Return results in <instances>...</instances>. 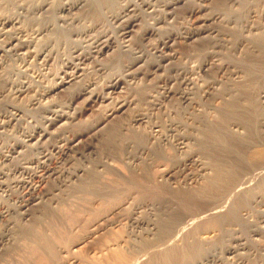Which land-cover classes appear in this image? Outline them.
<instances>
[{"label":"bare ground","instance_id":"1","mask_svg":"<svg viewBox=\"0 0 264 264\" xmlns=\"http://www.w3.org/2000/svg\"><path fill=\"white\" fill-rule=\"evenodd\" d=\"M232 1L234 2L237 0ZM1 2L3 3V1ZM9 2L12 4V7L10 5H5L6 8L7 6H9V8L11 7V10H9L12 13L0 12V138L1 141L9 140V142H12L10 144L8 142L7 147H5L6 149L0 151V220L9 216V214H14V217L17 215L21 217L25 214H31L32 211L35 212L33 208L37 207L36 205L45 202V200H53L57 202V196L54 191L59 192L65 189L69 186L71 180L79 176L81 173L82 176H87L83 175L85 174L83 172L86 171L85 166L88 165L87 162L90 163V158L93 154H96V150L91 148V146L90 148L88 147V142L86 143L87 140L85 141L86 137L92 142V138L99 136V133L105 134V136L106 134L114 136L115 132L121 133L125 130L129 131L128 127L130 125L122 123L121 121L126 114L129 105L133 102L128 99L129 97L112 99L110 95L111 93L116 92L118 88L123 87L122 83L130 84L132 79L139 78V75L146 77V75L149 74L157 75L161 72V70H170L178 74L177 76H171V73L170 75H167L165 77V82L167 83L180 78L181 84L186 87H189V85L190 87H196L195 84H200L203 79H199L200 81H197L196 83V79L194 80L192 74L197 73L196 75L198 76L207 77L209 75V69H211L214 65L211 66V61L209 62L208 60H203L197 68H188V75L184 74L183 71V75L181 76V73L177 71L187 69V64H183L184 66L182 65L183 67L181 70L179 69V66L181 67V65L178 66L175 64L177 63V61H175L177 58L176 50L173 48L175 43L177 40H182V42H184L183 44H188L189 42L193 43V40L194 42H197L198 39V42L200 43V38L202 40V37H207L209 40H211V38H213V40L216 38L215 42L217 43L213 46V49H216L217 47L219 48L220 45L223 46L220 42L222 41V37H225L226 35L224 34L221 36L217 27L211 26L213 25L212 23L216 21L215 19L222 15L227 22H230V20L234 21L227 13H223L222 15L219 14L217 18H215L214 14H207V16L204 15V17H202L203 21L201 20L202 23L199 24V27H191L189 29H186L185 27L184 30L178 29L173 35H164L160 39L159 44L148 47L145 40L152 35L159 34L160 28L164 27V25H170L177 16L176 9H179V7H181L183 3L185 4L187 0H12V2L10 0ZM203 6L206 5L204 4ZM1 8L2 7H0V9ZM202 9H205V7ZM5 11L8 10L5 9ZM95 11L96 13H99V15L97 14L98 16L101 15L104 17L102 19L107 22V28L102 27V29H98L96 28L94 20L93 22H89L87 20L89 13ZM95 22H97V20ZM139 23L142 24L143 29L142 31H139L140 33H138L139 40L137 41L139 42H135L137 44H134L133 38L134 32L136 31L134 27ZM243 24H239V31H244L246 27H248L247 29H260V33L257 36H253L251 34V37H248L247 35V38L245 35L244 38L241 37V40L243 38L242 41H245L242 42L243 46L246 42L247 44L250 43L251 47L255 48L256 51L254 52L248 45V47L244 49L245 51L243 50V56H241L240 59H237V61L239 60L237 62L239 65H233L231 63V68L228 65H219V71L221 74L223 73L226 76H224L225 81H223L222 78H217L218 80L216 78H211V82H208L212 75L208 77V80L203 77L205 78L206 83L203 81V86L201 90H199L202 92V94L200 93L202 99L206 101L219 96V98L222 97V104L217 108V110H215L216 114H214L215 116H212V118H209L207 113L203 114L202 112V119L200 118L201 126H198V128L195 125V130L198 128V132H196L198 135L193 136H196L195 139L193 138L195 141V143H193L196 147H198V151L196 149L195 151L193 148L192 150L194 151H189L190 153L188 154H186L187 152L185 151V155L176 159L177 162L175 165L164 168L162 171L160 170V178H171L177 180L180 176L184 180L183 182L180 180L182 184H184V182H192L196 178L203 179L202 183L198 185H188L187 187H183L181 190L178 188L177 190L170 191L168 187H159L158 190V188L155 187L160 194L169 191L171 198H169L170 196L168 198L173 200L172 198L174 197L175 203L178 204L176 206H180L179 210L185 209V215L182 216V214H179L181 217L178 218L176 215H168V219L163 216V214H165L163 213L158 216L156 220H150V222L148 221L149 218H146L148 221L146 222L132 216L129 218L127 217L129 222L135 224L136 226L145 225L146 227H149L153 224L160 230V232L156 231L159 233V241L151 239L153 241L150 246H148V239L146 242L147 246L152 249L158 245H161L159 248L163 245L164 249L160 251L155 248L157 252L154 250V253H151V257L149 253L150 259L148 258L147 261L144 260L145 264H206L209 256L213 254H204L200 252L201 248H199V250L195 242H182L183 244L180 245L181 247L179 249L177 246L173 247L171 245V247L169 242L180 235L181 231L193 225L194 222L201 218L208 219V217H211L214 222L218 220L217 225L222 224L221 222L219 224V221L222 220H236L238 217L235 213L236 208H238L236 205H239L242 201L245 202L244 199L248 194L253 195L251 194V191L254 193L253 188L256 187L252 185L254 183L257 184L260 179H263L264 148H262V151L259 152L257 148L254 149L252 144L258 141L256 144H260V147L264 145V121L261 123V117L255 116L254 111L250 107L242 105L240 100L242 99V94L245 93V87L248 81L254 80L255 77L260 75H264V26H260V23L250 25L249 22H245ZM134 40L136 39L134 38ZM204 41L205 40H203V42ZM240 45L242 46V44ZM211 53L213 54V52ZM121 55L127 56L125 63L120 64L121 68L117 69V74L115 73L109 75L108 79L98 88L97 81L92 75H100L105 69H107L106 67L108 66L105 62H107L108 59L104 60L107 56L108 58H110L109 56H112L110 59L113 61L109 59L112 63L114 60L117 61ZM148 56H150L149 59ZM116 61L114 63H116ZM52 62L56 63V65L58 64L59 67L57 66L58 68H52V66H50ZM117 63L111 65L115 67V65H118ZM189 67L191 66L189 65ZM195 78L197 77L195 76ZM219 80L221 86L218 88L217 85ZM168 88L163 91V93L166 94L164 97L168 96L171 98L172 96L169 95H171L174 90L171 92ZM183 92L184 93L179 94L183 104L185 103L190 105L192 102L191 106L197 104L198 107H200L202 102L205 103L201 100L202 102H199L200 104L198 101H195V104H193V101H191V98L193 99L191 91H189L190 93L185 91ZM262 93L261 98L264 99V90ZM67 95L69 96L65 99L64 97ZM22 97L28 99H26L27 102L25 105L15 103L16 100H19V98ZM76 98H82L81 105H77V103L74 105ZM207 103L211 102L207 101ZM92 105L102 107L100 116L92 120L93 122H91V124L87 127V130H85L86 132L70 136L68 134L66 135V129L72 127V125L78 121L77 119L83 115L84 111L91 108ZM205 105L203 104V107ZM138 119L139 118H135L134 121H137ZM257 126L258 128L260 127V129L256 128ZM233 127L237 129L235 130L236 132L240 129L238 132H242L243 134H234L235 132L232 131ZM262 127L263 129L261 130ZM123 128L124 131H121ZM159 128V125H155V128L152 131L154 137L156 136V141L158 143L163 142V135ZM241 129L244 132L241 131ZM116 135L117 134H115V136ZM119 137L120 136H118V138ZM113 138L117 139V141L119 140L117 137ZM122 138L120 137L121 141ZM193 139L190 140L193 141ZM188 140L189 139L186 137H178L174 147L176 146L178 149L184 148L186 142L190 143ZM111 141L112 144L113 140ZM121 141L119 140V142ZM158 143L156 144L159 145L160 143ZM193 143H191L192 146ZM113 144H117L116 140H114ZM251 147L253 150L258 151L251 152ZM146 149L148 148L146 147ZM86 150L88 152H86ZM158 151L160 153V149ZM201 153L202 155H200ZM54 158L62 161V165L64 163L66 164L71 162L73 159L76 160L79 158L82 165L80 164L76 167H65L64 165V167H62L60 165L61 163L51 165ZM202 158H207L209 162L207 159L204 161ZM173 161H175V159ZM98 164L99 167L106 166L107 160H99ZM188 165H191L192 167L190 166V168ZM90 171L87 170V172ZM93 175L91 174L92 179L94 178ZM88 176H90V174H88ZM50 178L54 179L52 182L55 181V183L51 190H47L44 188V183ZM88 178L90 179L91 177ZM134 182L136 181L134 180ZM88 184L89 183H87V185ZM131 184L134 183L131 182L130 185ZM95 185H97V183L94 184V187L95 189L97 187L98 191V186L100 185ZM106 186L110 187L111 185ZM77 187H81V185H78ZM85 187L86 184H84V189L81 192H84ZM92 187L90 188L89 184L90 192H92ZM18 188L25 189L22 195L16 193ZM87 189L88 188L86 187V193ZM105 191L108 192V190ZM110 191L111 190H109V192ZM90 192L89 194H91ZM257 192L255 190V194H257ZM110 195L112 196V194ZM111 196H106V202L107 197ZM113 196L111 198H115ZM235 196L239 199L236 200V202H234V200L233 202L230 201L232 200L231 198H235ZM162 197H160V200ZM58 198L61 199V197ZM104 198L105 197L102 196V199ZM203 198H206V200ZM198 199H203L206 202L209 201H207V199H212V203L209 201L211 204L208 206L207 203H204L205 201L202 202L201 200L200 202L207 204L206 207H208L203 208L204 205L201 203L202 205H198L201 206L202 210H198L197 206H195L198 211H194L195 208L193 204L197 203L194 201H197ZM120 200L118 203L114 201L113 203H116L114 205L111 204L112 201L109 200L111 202L108 204H111L112 206L107 205L110 207H107L108 210L105 206L106 211L104 212L103 209L99 212L103 213L94 218L92 224L90 223L91 231L88 235L94 236L95 234H99L100 232L107 230L116 222L119 223L117 220L118 215L122 209L125 208L124 204H127L125 199L122 201ZM53 201L52 203H55ZM162 201L164 200L162 199L160 201L161 204H163ZM166 201L168 200H166L165 197V202ZM248 201L246 202L248 203ZM6 202L7 204L10 202V205H7ZM229 202H232L231 206ZM227 204L230 206L229 209L227 208L228 213L227 211L223 213L222 209ZM164 205L165 203L163 206ZM165 206L163 208H165ZM190 207L191 209L194 208V212L191 211L193 213L190 212L186 214V208L189 210ZM178 213L180 212L178 211ZM167 214L168 213H166V215ZM162 216L165 219L161 218ZM24 228L26 227L24 226ZM35 229L36 228L33 224L26 228V235H33L31 237H35L36 239L34 243L36 246L34 245V250L31 249L30 252L33 251L32 253H35L34 251H37L38 254L35 253L36 256L39 255L41 258L50 257V255H53L55 251L51 246L53 241L50 242L51 239L49 240L46 235L43 234L44 232L42 233V231L39 232V230L36 231ZM162 229H164V232H162ZM9 232L10 229L0 231V243L8 237ZM146 233H149V235L153 234L151 231ZM190 233H192V231H190ZM186 234H189V232ZM22 236H24V234ZM187 236L189 237V235ZM32 239L34 242V238ZM84 239L77 242L75 245L73 244V248L80 246L81 243H84ZM239 240L240 239L235 240L233 246L228 247L226 252L234 254L238 249H244V245H242ZM183 241L185 240L183 239ZM166 244L167 247L165 248ZM108 245H110V243ZM111 245L110 247L108 246L109 248L107 247L108 249L106 250H110ZM142 246L140 247L139 245L138 247L142 248ZM145 246L146 244H144V247ZM102 248H104V246ZM139 248L137 250H139ZM146 248H142V252H137V250L134 249L137 254L139 252L141 253L138 255L135 254L136 256L131 258L133 259L132 261L130 259L129 264L137 263V261L143 257L146 252H148L149 248ZM120 251L121 250L117 252ZM116 255H118V253ZM40 257H37L38 260ZM73 258L74 257L72 256L67 258V260H64V263L75 261ZM120 259L122 260L124 257Z\"/></svg>","mask_w":264,"mask_h":264},{"label":"rangeland","instance_id":"2","mask_svg":"<svg viewBox=\"0 0 264 264\" xmlns=\"http://www.w3.org/2000/svg\"><path fill=\"white\" fill-rule=\"evenodd\" d=\"M1 1H3V3ZM1 1H0L1 2L0 7H2L1 8L2 11L0 9V12L12 13L10 11L12 7L11 6L12 4L9 2L10 0H8V2L7 0H1ZM5 4L10 5L11 7L9 8V6H7L6 8ZM201 4L203 5L205 4L206 6H203ZM202 6L205 7V9H202L203 8ZM3 7L8 11H5ZM176 12H177V16L176 18H174L173 22H171L170 25H164V27L160 28L159 34L152 35L146 39L147 41L145 40L146 44H148V47L159 44L160 39L164 35L166 34L173 35L174 32H176L178 29L184 30L185 27L186 29H189L191 27L193 28L199 27V24H201L203 21L202 17H204V15L207 16V14L208 15L214 14L215 18H217L219 14L222 15L223 13L225 14L227 13L231 16V19L234 20V21L230 20V22H227L225 18H223L224 16L222 15L218 17L217 19H215L216 21L212 23L213 25L211 26L217 27V30L221 34V36H223L224 34L226 35L225 37L224 36L222 37V41L220 40L221 42L219 41L221 44H223V46L220 45L219 48L218 47L216 48L217 50L213 49L214 48L213 46L216 45L217 43L215 42L216 38H214V40L213 38L209 40L207 39V37H202V40L200 38L201 44L198 42L199 39L197 41L198 43L194 42L193 40L194 44L192 42H189L188 44L186 43L183 44L184 42H182V40H177V42L175 43L173 47L175 48L176 54H177L176 56L177 58L175 60L177 61V63L175 64H177L178 66L181 65V67L179 66V69L181 70V68L184 66L183 64L185 65L187 64L186 65L187 69H182L181 70L182 72L179 70L177 71L181 73V76L183 75V71H184V74L188 75L189 74L188 68H193V67L197 68V66L201 64L203 60H208L209 62L211 61V66L212 65L214 66H212V68L210 66L211 69H209L210 71H209V75L207 74L208 75L207 77L203 76L206 78V80H208L209 79L208 77L212 75L208 82H211L210 81L211 78L213 79L222 78V80L225 81V78H224L225 75L223 73L221 74V72L219 71V67L222 65L223 66L228 65L231 68V63L233 65L235 64L237 65L238 64L237 62L239 61V60L237 61V59H240V57L243 56L242 54L243 50L246 49L248 45L249 47H251V44L250 43L247 44V42L244 43V46H243L242 42H245V41H242L244 38V35L245 37L246 35L248 37H251L252 35L257 36L260 33V29L258 30L257 29H247L248 27H246L244 31L240 30L241 31L240 32L239 27H238L239 24L249 22L250 25L254 23L256 24L260 23L259 24L260 26L261 25L264 26V0H237L234 2L232 0H189V1L187 0V2L185 4L183 3V5L179 7V9L178 8L176 9ZM97 14L99 15V13L98 12L96 13V11L89 13L90 17L88 16L87 20L89 22L91 21L93 22L94 20V23H96V28L98 29H102V27L107 28L108 27L107 22H105L104 19H102L104 17L101 15L98 16ZM96 20L97 22H95ZM139 24L134 27L136 29V31L134 32V38L136 40H134L133 38L134 44H137L135 42H139L137 41L139 40L138 33H140L139 31H142L143 29L142 24L141 25ZM241 37H243L242 40H241ZM203 40L205 41L203 42ZM240 44H242V46ZM252 49L254 52L256 51L255 48H252ZM210 51L213 52V54ZM214 51H216L217 53ZM109 57L112 58V56H109ZM110 58H108L107 56L104 59V60L108 59L107 62L109 63L105 62V64H107L108 67H106L107 69H105L104 72H102L103 74L101 73L100 75L99 74L92 75L94 79H96L97 81L98 88L102 86L104 81L108 79L109 75L115 74V73L117 74L118 72L117 69L121 68L120 64L125 63L127 56L121 55L117 61L114 60V62L115 61L116 63L118 62L117 63L118 65H115V67L111 64H116V63L114 62L111 63V61H109ZM149 58L150 56H148V59ZM189 65L191 67H189ZM50 66H52V68L59 67V65L58 64L56 65V63L54 62H52ZM109 66L111 70L109 69ZM116 66L117 67L119 66V67L117 68ZM167 71L161 70V72L157 74L158 76L156 74H153V75L149 74V75H146V77L139 75L140 77L135 78L136 80L132 79L130 84L122 83L123 87L118 88L116 92L110 94L112 99H117L119 97H126V98L129 97L128 99H130L133 102L132 104L129 105L126 111V114L124 115L121 121L122 123L130 125L128 127L129 131H126V130L124 131V128H123V130L121 129V131H124V132H121V133L115 132V134L117 135L119 134L118 136H120L121 138L123 137L122 141L120 137L118 138L117 135L116 136L115 134L114 136L112 135L115 138L117 137L122 143L119 142V140L117 141V139H114L111 136V134L110 135L106 134L105 136V134L99 133L100 134L99 136L92 138V142L87 137L85 138V141L87 140L86 143L88 142L87 143L88 147L90 148L91 146V148H94V150H96V154H93L94 156L92 155V157L90 158L91 161L89 160L90 163L87 162L88 165L86 164L87 166H85L86 171L83 172L85 173L83 175H87V176L84 177L82 176V173H81L79 174V176L73 178L72 179L73 181L71 180L72 184L70 183L69 186H67L65 189L59 192L54 191L55 195L57 196V200H56L57 202L53 200H45V202H42L43 204L41 203V204L36 205L37 207L33 208L35 212L32 211L31 214H25L21 217L18 215L14 217L15 216L14 214H9V216L2 218L0 220V231L5 230V229L6 230L10 229L8 237L5 238L0 243V264H96V262L97 264H107L108 262H109L108 264H127V263L129 264V261L131 258L141 253L142 248L144 249L147 247L146 249L149 248L150 250L148 249V252H146V254L143 257H141L137 261V263H134V264H145L144 260L147 261L148 258L150 259L152 255L151 253L154 250L157 249L161 251L164 249L163 245L160 248L159 246L161 245H158L157 246L158 248L155 246L156 249L154 247L153 249L148 247L150 246V244H152L151 242L153 240L159 241L158 239L159 233L157 232L158 231L160 232V230L158 229L156 225L152 224L149 227H146L145 225L136 226L135 224H132L131 222H129L128 218L132 216V217H135L136 219L138 218V219H141L142 221L150 222V220L151 221H153L154 219L156 220V218H158V216L162 215L163 213H165L163 214V216H165L166 218L169 217L168 215L170 216L176 215L177 218L181 217L179 214H182V216L185 215L184 214L185 209L183 210L180 209L182 210L180 211L179 210L180 206H176L178 204L175 203V198L173 197L172 198L173 200L169 199L171 198V195H169L170 194L169 191H167L168 193L167 192L161 193L162 194L161 195L160 192H158L156 188H158L159 190V187H168L170 191L177 190L178 188L179 190H181L183 189V187H187L188 185H192V184L198 185L203 182V179L196 178L192 182H187V183L184 182V184H182L184 180L180 176L177 179L179 181H177L171 178H160L159 174L164 168L175 165L177 162L176 159L185 155L186 152H187L186 154H188L191 151H194L195 149L198 151V147H196L194 144L195 143L194 139L196 138V136L195 137L193 136L198 135V133L196 132H198L197 130L199 128L198 126H201V122H200V120L202 119L201 115L207 113V116L209 115L208 117L212 118V116H215L214 114H216L215 110H217V108L222 104V101H221L222 97L219 98V96L213 97L206 101L202 99L201 97L202 92L199 90H201L203 86L202 82L205 81L204 83H206L205 78H203L202 76L196 75L197 73L192 74L194 77V80L196 79V83L197 81H200L202 79L203 80L200 84L198 83L195 84L196 87L191 86L192 87L191 88L189 85L190 87L189 88L181 84L180 78L179 79L177 78L172 82H168V83L165 82V77L167 75H170V73L172 74L171 76H174V75L177 76L178 74L170 70L168 71L169 73L168 74ZM195 76L197 78H195ZM219 83H220V80L217 85L218 88L221 86V83L220 84ZM125 84H128V85H125ZM217 86H216V89H217ZM166 88H168L171 92L174 90L171 93V95H169V96H172L171 98L168 96L164 97L166 94L163 93V91ZM245 88L246 90H245V93L242 94L243 96H242V99L240 100V103L246 107L247 106L250 107L254 111L255 116L261 117L260 119L262 123L264 121V99L261 98V95L263 94L262 91L264 90V75H260L258 77H255L254 80L248 81ZM183 91L188 92V93H190L189 91H191V96H193V99H194L193 100L191 98V101H193V104H195V101L196 102L198 101V103L204 101L206 105L205 103L202 102L201 106L203 107V104L205 105L202 108L201 106L198 107L197 104L191 106L192 102L190 105H187L185 103L183 104L179 96V94L184 93ZM69 95H67L64 98L67 99ZM26 99L27 98L25 97L19 98V100H16L15 103L19 105H25L28 100ZM207 101L211 103H207ZM76 103L77 105H81L82 98H76V100L74 101V105ZM210 104H211V107H210ZM89 109L84 111L83 115L79 119H77L78 121L74 125H72V127H70L69 129H66V132H65L66 135L68 134L70 136V135H76L79 133L86 132L85 130H87V127L89 126V124L93 122L92 120L99 117L100 113L102 112V107L97 106V105H92L91 108ZM134 117L139 118L140 121L139 119L137 121H134L135 119ZM262 117H263V120H262ZM198 120L200 123L198 122ZM155 125L160 126L159 129L161 130L160 132L163 135V139H162L163 142H159L160 144L156 141V136L154 137V134L152 132L153 129L155 128ZM195 125L196 127H198L196 128V130L194 128ZM256 128H258V126ZM258 129H260V127ZM262 129L263 127L261 128V130ZM235 130L237 129L233 127L232 131H234L235 133L232 132L231 130L230 131L234 134L240 133L238 132L240 131V129L237 132ZM241 131L243 130L241 129ZM240 134H243V133L241 132ZM178 137H182V138L186 137L189 139L188 141H190V143L186 142V145L184 146V148L178 149L176 148V146L174 147V145H176L175 142H177L176 140ZM190 139H193V141ZM111 140H113V143H114V140H116L117 144L112 143L113 144L112 145ZM0 141H1V138H0ZM5 141L6 140H2L0 142V147H1L0 151H3L6 149L5 147H7L8 145L7 143L9 142V140L6 142ZM132 141L134 144L132 143ZM11 142L12 141H10L9 144ZM156 143H158L159 145H157ZM191 143H193V146ZM256 143L252 144L254 149L257 148L259 152L262 151L261 149L264 148L263 147L264 145L260 147L261 145L256 144ZM145 145L148 149H146ZM156 146L157 147L159 146L158 148L160 149V153L158 151L159 149ZM142 148L143 149L145 148V149L143 150ZM192 148L194 150H192ZM250 150L251 152L256 151V150H253L252 147ZM86 152L88 151L86 150ZM200 155H202V153ZM104 159L107 160V165L99 167L98 166L99 160H104ZM174 159L175 161H173ZM206 159H203V160L205 161ZM80 161L81 160L79 158L76 160L73 159L71 162L66 163V164L64 163L63 165L65 167L67 166L76 167L80 164L82 165ZM207 161L209 162L208 159ZM54 164H60L62 167H64L62 165V161H59V159H56V158L52 160L51 165H54ZM188 166L190 167L191 165H188ZM87 170L89 171L91 170L90 171L91 173L87 172ZM88 174H90V176H88ZM91 174L92 175L94 174L93 175L94 182H93ZM88 177H91V178L89 179ZM128 179L130 181L132 180L131 182L134 184L130 185L131 182ZM263 179H264V176H263ZM53 180L54 179L50 178L47 182H45L44 188L47 190H51V188L53 187L55 183V181L52 182ZM134 180L136 182H134ZM260 180L258 181L257 184L254 183L252 185L256 187V188H253L254 193L253 191H251L252 192L251 194L253 195L248 194L247 197H245L246 200L243 198L245 202L242 201L241 202L242 204L239 203V205H236L238 206L235 212L236 215L238 216L236 220L228 219V221L224 220L225 222L222 220V221H219V224L220 222L222 224L217 225L218 223L217 219H216L217 221L215 220L216 222H214L213 218L211 217H208V219L201 218L202 220L201 219L197 220L196 222H194L193 225L185 228L183 231H181L180 235H178L173 240H171V242H169L170 246L171 245L173 247L177 246V248L179 249L181 247L180 245H182L186 241H188L189 243H191L190 241L195 242L198 246V249L201 248V250L199 249L200 252L204 254H209V253L213 254L209 256L206 264H264V184H263L264 180L263 182L262 180L261 181ZM87 183L90 184V188L93 186L91 189L92 192L94 191L93 193L90 192L89 184L87 185ZM95 183H97V185L95 186L100 185L98 186L99 188L98 191H97V187L96 189L94 187ZM102 183L105 185H103ZM84 184H86V187L88 188L87 193L85 192L86 187H85L84 192H81L84 189ZM78 185L79 186L81 185V187H77ZM106 185H109V186L111 185V186L108 187ZM102 186L107 187L109 189L103 188ZM18 190L16 191V193L19 195H22V193L25 191V189L23 188H18ZM105 190H108V192L109 190L111 191L113 190V191L112 192L110 191L108 194V192ZM255 190L256 192L258 191L257 194H255ZM89 192L91 194H89ZM99 192L101 194L103 193L104 195L103 194L101 195ZM110 194H112V196L114 195L113 197L115 198H111L112 196ZM108 195L111 197H107V202H106V196ZM102 196L105 198L102 199ZM251 196L254 197L255 199L252 198ZM58 197H61V199ZM160 197H162L161 200L162 199L164 200L162 201V203L163 204L165 203V205L167 204L166 206L164 205L165 208L169 207L168 209L172 211H169L167 208H166L167 210L163 208L164 207L163 204L160 203L161 201ZM165 197H166V200H168L166 202H165ZM247 198L249 201L247 200ZM118 199L119 200L125 199L127 202V204H124L125 205V208H123L124 210L122 209V211L118 215L117 220L119 221V223L116 222L114 225H111L107 230H104L103 232H100L99 234H95L94 236L88 235L91 231L90 228H91V224L94 218L98 216L99 214L103 213V212L99 213L103 209H104L103 210L104 212L106 211V209L108 210V208L110 207H108L107 205L112 206L111 204L114 205L118 203L119 201ZM203 199L206 200V198H203ZM203 199H198L197 201H194V202H197L193 204L195 208L194 211H198L199 209L202 210L201 206H199L198 204L200 205L203 204L204 207L203 206L202 207L205 208L207 204L209 206L212 203V199L211 200L207 199V201L209 200L211 203L209 201L208 203ZM231 199L232 200L230 201L233 202L234 200V202H236V200H238L239 198H236L235 196V198L233 197ZM109 200H111L112 202ZM201 200L202 202L205 201L204 203H207V204L200 202ZM52 201L55 203H52ZM114 201H116V203H113ZM246 201H248L249 204ZM110 202L111 204H108ZM232 202H229L230 206ZM229 204H227L222 209L223 213H225V211H227L228 213V209L230 207ZM7 205H10V202H8ZM105 206H106V209H105ZM195 206H197L198 210L196 209ZM187 208H186L187 210L186 214L190 213L194 209V208L191 209L190 207L189 208L190 211H189ZM177 210L180 213H178ZM172 212L173 213L175 212V213L173 214ZM166 213L168 214L166 215ZM177 213H178V216H177ZM163 216L161 218H163ZM146 218L147 219L149 218L148 221ZM32 224L36 228L35 229L36 231L39 230V232L41 231L42 233L44 232L43 234H45L49 240L51 239L50 242L53 241L51 246L53 247V250L55 251L53 255H50V257L48 256L45 258L43 257L41 258L39 255L36 256L35 253L38 254L37 251H34L35 253H32L33 251L30 252V250L31 249L34 250V247L36 246L34 244L36 239L35 237H31L33 235H30V234L26 235V232H27L26 228ZM24 226L26 228H24ZM163 230L164 229H162V232H164ZM148 231L149 232L151 231L153 234L149 235V233H146ZM190 231H192L193 234L190 233ZM188 232L189 234H186ZM23 234L24 236H22ZM190 234L192 235V237ZM187 235H189V237ZM140 236H142L144 239ZM161 236H160V239H161ZM32 238H34V242L32 241L33 240ZM82 239H84V243H81L80 246L73 248V244L74 245L77 244V242H80ZM147 239L149 242L148 246L146 242ZM183 239L185 241H183ZM237 239H240L239 241L242 243V245H244V249L243 248H241V250L238 249L237 252L234 254L227 253L226 249H228V247L233 246L234 241ZM109 243L110 245L112 244L111 248L110 250H106L110 247V245H108ZM142 243L146 244V246L144 247V244ZM138 244L140 245V247L143 245L142 248H139ZM71 245H72V248H71ZM103 246L105 250L104 248H102ZM137 247L139 248V250H137L138 249ZM166 247H167V244L165 248ZM134 249H136L137 252L138 251H141V252L137 254ZM64 250L67 252H65ZM119 250H121L122 253L121 251L117 252ZM101 252H103L104 254ZM117 253L119 256L116 255ZM149 253H150V257H149ZM28 255L31 257H29ZM71 256L74 257L73 260L75 261L64 263L65 262L64 260H67V258ZM117 256L118 258L122 256L120 258L124 257V259L122 260L120 258L118 259ZM37 257H40L39 260ZM116 260L118 261V263ZM132 260L133 259H131V261Z\"/></svg>","mask_w":264,"mask_h":264}]
</instances>
